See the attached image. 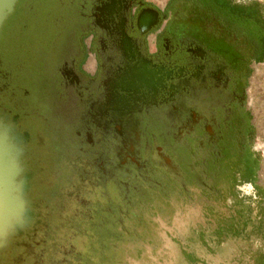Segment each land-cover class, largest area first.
<instances>
[{"label": "rangeland", "instance_id": "1", "mask_svg": "<svg viewBox=\"0 0 264 264\" xmlns=\"http://www.w3.org/2000/svg\"><path fill=\"white\" fill-rule=\"evenodd\" d=\"M166 1L143 0L128 20L126 10L103 9L106 0H17L2 23L0 142L12 175L0 200L8 211L0 215V264H264V61L249 63L243 93L254 183L224 188L188 132L194 117L233 98L237 87L213 97L200 86H218L237 59L198 26L171 18L167 32L188 54L190 76H180L178 59L166 54L170 42L155 46L165 20L155 10ZM228 2L254 7L264 24V0ZM143 14L148 21L138 30ZM90 27L98 33L83 74L77 58L89 39L80 37ZM96 71L97 79H85ZM181 86L188 96L177 95ZM148 192L165 198L154 203L150 243L122 244L119 235L118 247L103 229L116 193L134 209L129 194L148 199Z\"/></svg>", "mask_w": 264, "mask_h": 264}, {"label": "trees", "instance_id": "2", "mask_svg": "<svg viewBox=\"0 0 264 264\" xmlns=\"http://www.w3.org/2000/svg\"><path fill=\"white\" fill-rule=\"evenodd\" d=\"M254 7L247 8H233L228 6V0H168L162 13L170 14L173 20L181 22L183 19L197 20L201 27L205 30L219 33V39L216 40L217 45L222 44L234 50L250 49V42L258 43L257 47L252 46V50H256L254 53L243 55L237 54V66L238 72L235 73L233 80H237L239 88H246L247 78L250 75L249 63H260L264 61V25L262 30V36H237L235 34H229L222 22L225 19L232 21L241 20L248 25L249 20L255 17L253 9ZM254 10V11H253ZM221 20V21H219ZM245 38H247L245 40ZM167 39L174 47V38L169 33L161 32L156 36V42L158 47L161 40ZM254 47L256 49H254ZM171 60H176V52L171 54ZM84 56L82 55L80 61L83 62ZM217 90H210L211 93H215ZM222 109H218L217 112L221 115ZM228 116H219L220 121L223 117V142H224V158L219 163L218 168L212 167L211 164L207 166L206 172L209 175H214L213 180L217 184H222L224 188L233 187V173L236 171L241 177L247 176L249 182L254 180V172L257 166V157H255L249 149V139L251 138L252 125L250 124V114L245 111L242 104L235 102L228 105ZM244 164V167L239 166ZM231 166V170L228 169ZM146 196L140 194L131 193L128 196V200L132 201V204L137 208H130L126 206L127 201L122 200L119 194L116 193L117 206L106 215L108 220L103 224V229L107 230L113 242H116V237L122 236V244H126L129 239H136L137 242L149 244L150 238L153 236V228L155 224L151 222L150 217L158 214L160 211L157 205H162L165 198L159 196L155 192H148ZM120 197V198H119ZM146 208L149 211L148 218H143L139 210ZM123 228V229H122ZM119 247L120 244L117 243ZM109 244L103 251L107 252ZM121 250H115L119 253ZM128 251V250H127ZM139 252L136 251V254ZM185 257H188L185 255ZM192 261V260H188Z\"/></svg>", "mask_w": 264, "mask_h": 264}, {"label": "flooded vegetation", "instance_id": "3", "mask_svg": "<svg viewBox=\"0 0 264 264\" xmlns=\"http://www.w3.org/2000/svg\"><path fill=\"white\" fill-rule=\"evenodd\" d=\"M43 1V0H42ZM143 0H106L105 4H101V7H104L103 9H106L108 12L111 11V12H115V9H120L123 13L124 11L126 10L127 11V18L129 20V16L133 15L135 11L136 12V16L138 17V15L141 13V11H143V8L141 7V3H142ZM138 2V3H137ZM167 3V2H166ZM166 5V4H165ZM140 6V7H139ZM228 6L231 8H247V7H252V6H249V5H246V6H238V5H234V4H231L228 2ZM165 7V6H164ZM255 9V8H253ZM254 11V10H253ZM113 12V14H114ZM254 14H255V17L251 20H249L250 23H248V25H246L245 23H243L241 20H238L237 21H232L230 19H225L224 22H222L221 20V23L223 25V27H225V29L227 30V32L229 34H235L237 36V38L241 35L243 36L246 35V36H254V39L255 37H258V36H262V30H263V23H262V18H261V14L258 10L254 11ZM167 15V14H166ZM170 17L171 15L168 14ZM136 16H135V19H136ZM98 20V19H97ZM115 20H118L116 19L114 16L111 17V20H107V23L110 24L111 22V27L112 28H109L108 31H112V33H114L113 29L114 27H116L114 21ZM144 20H146V18L144 17ZM187 21L188 23L192 24V25H196L198 26L200 29L204 30L205 31V34L208 36V38L212 39L214 41V45L217 46V47H220L221 49H224L226 50V53L225 55L227 56H237V54L241 55V54H251V53H254L256 50H252V46H255L257 47L258 43L256 42H253V40L250 42L251 44V47L250 49H242V50H234L233 48H230V47H227L225 45H222V44H218L216 43V40L219 39V33H217L218 31L216 32H212V31H208V30H205L201 27L200 23L197 21V20H188L187 18L184 19V21ZM80 23L79 25L81 27H88L87 25L89 24L90 25V22L88 20V24L87 22H84L85 20L84 19H80ZM87 21V20H86ZM99 21V20H98ZM110 21V22H109ZM140 25L137 21V26L138 27V30H140V27L142 25V22H143V17L140 18ZM166 32L168 33V28L165 27L164 29L162 30H159L158 33L155 35V40H156V36L161 33V32ZM98 32L94 29H92L91 27L89 29H87L80 37V41L83 42L85 39H89V44L87 46V48H85V45L83 46L84 47V51L82 52L81 56L77 58V65L79 67V70H81V72L84 74V70L81 67H83V65L85 64V61H86V52H90L93 51L95 48H94V43H95V39H96V34ZM126 38L122 39L121 40V44L122 45H126L127 44V41L125 40ZM247 38H245L246 40ZM167 39H162L161 42L162 43H166ZM155 46H156V41H155ZM172 46V45H171ZM164 47V46H163ZM254 47V49H256ZM176 49V50H175ZM85 52V53H84ZM173 52H176V55L178 54V56H176L178 60H176V64L181 68H178L177 72L180 76L184 75V74H188L189 75V70L185 69L186 65H185V62L182 60V58L186 57L188 54L185 53L184 50H182L181 48H179L177 45H175L174 47L172 46L171 47V51H167L166 54H172ZM165 54V53H164ZM170 54V55H171ZM209 52L206 51V56H208ZM82 55L84 56V60L83 62L80 63V59L82 57ZM172 56V55H171ZM171 56H170V60H171ZM238 63V62H237ZM253 63V62H251ZM197 69V68H196ZM238 69L239 67L237 66L236 64V67H235V70H233L232 74H226V73H223L222 74V80L220 82V84L218 86H211L208 84V81L206 82L207 85L205 86H200L203 90L207 91L208 92V95L210 96H216L218 97L217 93H220V92H228L230 91L231 87L233 86L234 88H238V90H234L232 93H233V98L232 99H229L228 101L226 100H222V101H218V102H214L213 106L211 107L212 109V112L213 114H208L207 116H204L202 118H197V117H194L193 119H195V122L194 124H191L190 128H189V132H188V135L190 137L193 138V144L195 146V149L198 153H204L205 155V161H203V164L205 165H210L212 167H215L216 169L218 168V165L219 163L223 160L224 158V142H223V122L225 120V116L229 113L228 112V105L230 103H237V104H242L245 111H248L247 108L245 107V104H244V99H243V93H244V89L241 90V88H239V85L237 83V80H233V77L235 75V73L238 72ZM198 70H200V68H198ZM195 71L196 74H197V78L194 79L196 81H199L200 82V78H201V75L199 73V71ZM85 79H87L88 81H91V80H95L98 78V73L97 71L92 74V75H86L85 74ZM194 77V76H193ZM192 79V81H194ZM248 80V78H247ZM248 81H246V84H247ZM58 83V84H57ZM61 82L57 81L55 82L54 84V87H63V85L60 84ZM197 83V82H196ZM57 84V85H56ZM197 86H198V83H197ZM196 86V87H197ZM168 89H171V87H168ZM175 89V88H174ZM190 87L188 86H181V87H178L177 88V95L179 97H182V96H188L189 93H190ZM210 90H217L215 93H211ZM71 91L70 89H67V92ZM70 100L73 101L74 98H76V96L74 95H71L70 97ZM68 101V100H67ZM218 109H222L221 111V115L220 113L217 112ZM250 114V113H249ZM219 116H224L222 121H220L219 119ZM228 116V115H227ZM208 119V123H209V129H208V132L207 130L204 128V121L205 119ZM251 124V123H250ZM239 166L241 167H244V164H240ZM228 169L231 170V166H228ZM248 177L245 176V177H241V175H239V173H237L236 171H234L233 173V185L234 184H241V183H251L253 184L254 181L252 182H249L247 181Z\"/></svg>", "mask_w": 264, "mask_h": 264}, {"label": "bare ground", "instance_id": "4", "mask_svg": "<svg viewBox=\"0 0 264 264\" xmlns=\"http://www.w3.org/2000/svg\"><path fill=\"white\" fill-rule=\"evenodd\" d=\"M144 15H141L139 17V22H140V18H142ZM3 150L4 147L2 146L1 142H0V186L2 187V190H0V194H3V196L1 197L0 195V200L1 202L4 201L3 199L5 198V183L10 179L11 180V175L8 171H7V167L6 165H4V155H3ZM8 195V194H7ZM10 199V198H7ZM8 200H6L7 202ZM8 204V202H7ZM11 205V204H10ZM10 207V206H9ZM12 207V206H11ZM9 208L8 210H12V208ZM6 208V207H5ZM4 208V203L0 205V215H4V213L6 212V209ZM8 212V211H7ZM6 212V213H7ZM11 213V212H10ZM9 215V214H8ZM4 219V218H2ZM7 222V221H6ZM5 226V225H4Z\"/></svg>", "mask_w": 264, "mask_h": 264}, {"label": "water", "instance_id": "5", "mask_svg": "<svg viewBox=\"0 0 264 264\" xmlns=\"http://www.w3.org/2000/svg\"><path fill=\"white\" fill-rule=\"evenodd\" d=\"M16 1L17 0H0V27L7 16L13 11ZM1 229L0 233L2 232Z\"/></svg>", "mask_w": 264, "mask_h": 264}, {"label": "crops", "instance_id": "6", "mask_svg": "<svg viewBox=\"0 0 264 264\" xmlns=\"http://www.w3.org/2000/svg\"><path fill=\"white\" fill-rule=\"evenodd\" d=\"M167 1H168V0H167ZM167 1H166V2H167ZM165 4H166V3H164V4L161 6V8H159L158 10H155V11H156V14L160 15L161 18H164V19H165L164 22H163V24L160 26L159 30L164 29V28L166 27L167 23L169 24V20L171 19V17H170L168 14L166 15V14H163V13H162ZM143 15H144V14H143ZM145 15H146V16L149 15L148 17H151V14H149L148 12H147V14L145 13ZM155 16H156V15H155ZM144 17H145V16H143V22H142V24L147 23V21H148V20H147L148 17L146 18V20H144ZM138 23H139V25H140L141 22L138 21Z\"/></svg>", "mask_w": 264, "mask_h": 264}]
</instances>
